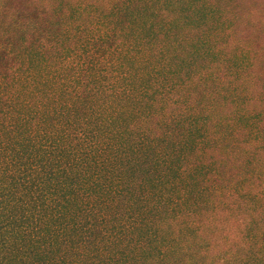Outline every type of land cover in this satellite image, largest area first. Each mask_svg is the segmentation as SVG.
Returning <instances> with one entry per match:
<instances>
[{
	"label": "trees",
	"instance_id": "16d2710c",
	"mask_svg": "<svg viewBox=\"0 0 264 264\" xmlns=\"http://www.w3.org/2000/svg\"><path fill=\"white\" fill-rule=\"evenodd\" d=\"M0 1V264H264V0Z\"/></svg>",
	"mask_w": 264,
	"mask_h": 264
},
{
	"label": "rangeland",
	"instance_id": "374dc122",
	"mask_svg": "<svg viewBox=\"0 0 264 264\" xmlns=\"http://www.w3.org/2000/svg\"><path fill=\"white\" fill-rule=\"evenodd\" d=\"M0 3H1V1H0ZM239 8H241V5H240V7ZM247 12H242V21L246 18V17H250V19L254 22V24L256 23V22H260V23H262V18L264 17V11L263 12H261V11H254L251 15H247L246 14ZM259 25L258 24H256V27H258ZM260 61H262V58L260 59ZM263 63H264V61H263Z\"/></svg>",
	"mask_w": 264,
	"mask_h": 264
}]
</instances>
